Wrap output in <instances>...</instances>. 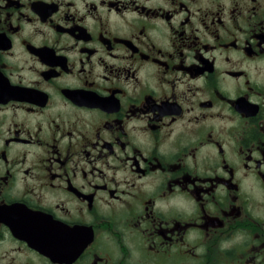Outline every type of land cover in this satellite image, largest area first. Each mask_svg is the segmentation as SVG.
Wrapping results in <instances>:
<instances>
[{
	"label": "flooded vegetation",
	"instance_id": "flooded-vegetation-1",
	"mask_svg": "<svg viewBox=\"0 0 264 264\" xmlns=\"http://www.w3.org/2000/svg\"><path fill=\"white\" fill-rule=\"evenodd\" d=\"M0 264H264V0H0Z\"/></svg>",
	"mask_w": 264,
	"mask_h": 264
}]
</instances>
